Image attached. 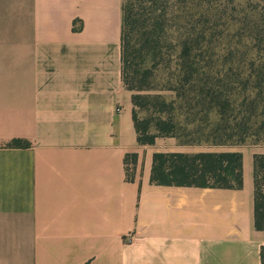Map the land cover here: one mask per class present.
<instances>
[{
	"label": "crops",
	"instance_id": "crops-1",
	"mask_svg": "<svg viewBox=\"0 0 264 264\" xmlns=\"http://www.w3.org/2000/svg\"><path fill=\"white\" fill-rule=\"evenodd\" d=\"M121 28L122 0H0V264H262L256 152L239 189L150 182Z\"/></svg>",
	"mask_w": 264,
	"mask_h": 264
},
{
	"label": "rangeland",
	"instance_id": "rangeland-1",
	"mask_svg": "<svg viewBox=\"0 0 264 264\" xmlns=\"http://www.w3.org/2000/svg\"><path fill=\"white\" fill-rule=\"evenodd\" d=\"M167 25L156 65L149 61L147 66L152 68L145 73L135 61L123 83L131 96H143L135 112L138 121L147 123L146 133L156 135L154 143L165 153L245 150L264 154V141L253 138L236 146L207 141L209 122L219 119L218 113L208 110L205 120L200 103L194 102L192 112L188 102L176 105L191 84L227 86L238 93V99L245 91L255 95L264 89V82L257 81L264 72V0H170ZM162 101L173 104L171 114L161 112ZM170 115L177 118L176 132L159 133L157 120ZM127 169L131 175V166Z\"/></svg>",
	"mask_w": 264,
	"mask_h": 264
},
{
	"label": "trees",
	"instance_id": "trees-1",
	"mask_svg": "<svg viewBox=\"0 0 264 264\" xmlns=\"http://www.w3.org/2000/svg\"><path fill=\"white\" fill-rule=\"evenodd\" d=\"M170 0H122L121 59L122 82H125L132 66H141L145 73L151 71L150 62L156 65L162 56L161 44L165 40L167 10ZM156 61V62H155ZM259 84L264 82V72L258 75ZM255 95L245 94L238 99V93L227 86L207 84L206 87L189 85L179 96L176 105L188 102L189 112L192 105H202L204 119L209 112H217L219 119L210 121V133L207 141L215 145L236 146L253 138L264 141V89ZM181 95V94H180ZM142 95L132 94V118L140 145H152L156 135L147 134V123H141L136 117L135 107L142 105ZM158 99V97H157ZM241 101V103H238ZM161 112L171 114L173 104L160 102ZM209 104V107L206 104ZM183 106L180 105V108ZM191 114V113H189ZM177 118L170 115L159 118L156 129L164 135L176 132ZM209 139V140H208ZM23 139H12L4 146L7 148L28 147ZM132 160L133 156H132ZM150 182L166 186H194L202 188L239 189L243 185L242 153L236 150L221 152H156L152 159ZM254 182V226L264 231V154L253 155ZM264 264V249L261 251Z\"/></svg>",
	"mask_w": 264,
	"mask_h": 264
}]
</instances>
